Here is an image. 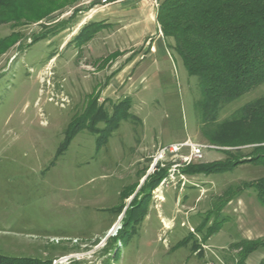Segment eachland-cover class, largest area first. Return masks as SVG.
<instances>
[{
	"label": "rangeland",
	"instance_id": "obj_1",
	"mask_svg": "<svg viewBox=\"0 0 264 264\" xmlns=\"http://www.w3.org/2000/svg\"><path fill=\"white\" fill-rule=\"evenodd\" d=\"M12 1L0 8V256L48 264L68 255H75L70 264H211L202 227L230 222L206 214L205 202L254 191L239 183L264 177V168L246 163L208 175L218 186L192 213L180 204L199 190L172 187L188 185L183 171L192 164L249 161L264 151L250 157L255 146L207 141L200 80L162 35V0L96 12L94 0ZM263 95L264 85L223 108L218 122ZM186 141L209 147L201 161L186 162L184 147L154 163L162 147ZM161 173L151 191L150 179ZM162 192L164 201L157 198ZM232 230L223 227L224 234ZM245 242L230 245L214 264H240L253 246Z\"/></svg>",
	"mask_w": 264,
	"mask_h": 264
},
{
	"label": "trees",
	"instance_id": "obj_2",
	"mask_svg": "<svg viewBox=\"0 0 264 264\" xmlns=\"http://www.w3.org/2000/svg\"><path fill=\"white\" fill-rule=\"evenodd\" d=\"M12 2L0 0V8L7 3L14 6ZM157 20L163 37L172 39L188 74L200 80L198 107L207 141L227 148L255 146L250 157L255 151H264V95L218 122L223 108L264 85V0H162ZM246 163L264 168V156L249 161L192 164L183 172L218 174ZM163 174L150 179L151 191L159 186ZM249 187H253L264 207V177ZM245 244L253 246L244 247L240 264L251 252L264 246V240ZM0 264L48 263L0 256Z\"/></svg>",
	"mask_w": 264,
	"mask_h": 264
},
{
	"label": "crops",
	"instance_id": "obj_3",
	"mask_svg": "<svg viewBox=\"0 0 264 264\" xmlns=\"http://www.w3.org/2000/svg\"><path fill=\"white\" fill-rule=\"evenodd\" d=\"M216 162L220 161L213 160L212 162H203L202 164H212ZM238 167L239 166H237L236 168ZM184 175L185 181H188V185L176 188L172 186L169 187H172L173 190L177 189L179 193L182 192V194L186 192V188L188 186L199 190L198 194L194 195V197H191V194V196L185 195V202H181V206L182 203H185L183 206L185 207V213L187 214L188 212L192 213L195 210V205L199 203V199L201 197L204 198L207 194L215 190L218 184L214 180L208 179V175L211 174L204 175L203 173L197 175ZM250 183L251 182L248 181H241L239 185ZM161 190L163 191L164 187ZM221 197H223V195ZM160 198L162 199V197H159V199ZM192 198L194 199L192 200ZM163 199L165 200L164 196ZM176 202H178L177 195ZM203 209L205 210L204 212L206 214H218L221 219H224V217L226 216V221L230 222L223 223L222 225H220V227L218 226L217 229L214 228V225L211 223V221L207 220L204 224L205 227H202V230H205L203 232V235L207 238L205 247L209 263L214 264V259L221 257V255L224 254V252L230 247V245H234L240 241L253 242L257 240H264V207L258 202L255 191L248 189L247 192H238L234 196H227L226 198H223L222 201L218 200L215 202V200L211 199L210 201L205 202ZM160 220L163 222L165 221V219L163 218H161ZM172 225V220L166 221V227H171ZM224 226L228 227L229 229H233L232 233L224 234ZM221 236H226L227 242L220 241L219 238H221ZM203 256H205L204 253ZM244 264H264V246H261L257 250L251 252L247 256Z\"/></svg>",
	"mask_w": 264,
	"mask_h": 264
},
{
	"label": "built area",
	"instance_id": "obj_4",
	"mask_svg": "<svg viewBox=\"0 0 264 264\" xmlns=\"http://www.w3.org/2000/svg\"><path fill=\"white\" fill-rule=\"evenodd\" d=\"M96 2V5L93 9V11H99L103 8L113 6V5H122L127 4L131 2H137V1H143V0H94ZM156 1V0H154ZM188 147L190 149L189 157H186V162H198L203 159V151L204 149H207L209 147L200 145V144H194L190 141H186L183 143H176V144H169L160 149L159 157L154 159V163L156 164L159 162V160H162L166 154L170 155H178V153L181 151L182 148ZM154 163L151 166H154ZM158 192V190H156ZM161 196H157L159 199ZM163 201V198L159 199ZM75 257V255H68L65 257H62L58 260H54L52 264H70L72 263V258Z\"/></svg>",
	"mask_w": 264,
	"mask_h": 264
},
{
	"label": "bare ground",
	"instance_id": "obj_5",
	"mask_svg": "<svg viewBox=\"0 0 264 264\" xmlns=\"http://www.w3.org/2000/svg\"><path fill=\"white\" fill-rule=\"evenodd\" d=\"M116 230H118L117 227H114V229H112L111 231H109L107 235L108 236H115Z\"/></svg>",
	"mask_w": 264,
	"mask_h": 264
}]
</instances>
